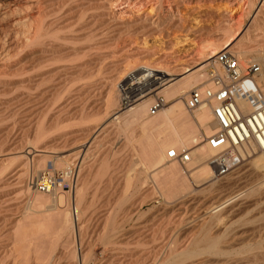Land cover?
Masks as SVG:
<instances>
[{"label":"bare ground","instance_id":"6f19581e","mask_svg":"<svg viewBox=\"0 0 264 264\" xmlns=\"http://www.w3.org/2000/svg\"><path fill=\"white\" fill-rule=\"evenodd\" d=\"M242 1L0 0L1 10L4 9L1 14L4 13L3 15H8V17L11 15V23L13 22L15 25L20 24L23 26L19 28L23 29L26 33L24 46L27 48H24L27 50L25 55L23 53V60L25 59L26 62L19 58L20 56H17L19 58L18 60L21 59L24 62V65L21 64V61V63H18L19 61L14 63V61L13 63L11 62L12 64H7V73L13 72L18 75L19 71L23 70L24 74H22L25 75L24 79L18 80L20 83L19 91L14 89L15 87L13 85L14 91H11L14 93L16 90L17 93L12 94L10 91L12 95L10 97L7 96L9 97L7 99L4 98L6 97L4 93L10 86H6L7 84L2 80V76L7 73H0L1 75L3 74L0 76V95L4 94L1 96L4 100H0V122L4 118L8 119V116H10L9 118H14L13 120L16 121L25 117V119H28V123H24L28 125V128L25 127L24 123H20L24 125L26 131H29L34 125L36 127V130L35 128L33 129L34 134L31 140L35 144H38L40 142L39 140L41 138L43 139V136L47 138L48 135H45L51 130L50 128L58 127L62 123L52 122L54 123H51L52 127H48L47 129H45L44 124L42 125L44 121L41 117L46 115H43V113H46V110L47 113L49 112V109L45 110L44 108L46 106L49 108L50 106L51 109V103L48 104L49 98L51 99L49 94L55 96L57 94L56 90L61 91L59 90L60 87L62 88L64 86L65 92L73 93L74 91L69 92L71 89L70 85H68L69 82L82 81L81 79L83 81L85 79L86 82V79L89 78L88 76L99 66L101 60L103 63L104 54L100 52V49L108 47L110 50V46L113 45V49L114 45L118 44L114 50L116 49V52H121V55L116 58L112 56L115 59H112L111 65L109 66L110 68L112 67V72L110 71L111 74L108 76V83L110 85L107 102L109 106L116 105L120 99L117 89V93H115L114 88H116V81L119 79L118 77L121 73L124 75L127 70L141 66L149 67L154 71L151 75L154 77L151 86L155 84L159 85L155 88L157 90L156 94L164 98L165 105L157 111H152L150 106L153 102L154 94L146 92L145 94L147 96L144 95L146 97L140 102L113 118L118 119L114 124V129L116 128L115 130H120L123 135H126L127 138H124V141L126 140L127 142L126 144L134 142L138 146V150L133 153L135 159L142 166L140 171H138V175L147 169L154 170L152 182L157 186L159 191L158 195H162L165 201H167L168 207H176L175 209L179 210L186 203H192L194 201L199 202L198 205H200L196 210V219L191 220L190 224L183 229L174 231V234L170 236L165 245L163 247L161 246L162 250L158 257V263L156 262L157 264H264V151L247 149L243 152L246 154L249 153V156H251L250 153L252 151L256 154L259 152L255 157L247 161L246 165L250 167L245 170L246 173H239V170L235 169L221 178L214 179V170L210 164V159L216 155V151L211 149L205 142H202V138L212 134L216 128L211 114L213 103L194 111H189L185 104V99L190 90L208 85L210 74L205 72V68L210 64L216 65L215 56L223 49L234 52L242 62L257 61L260 65L259 72L251 78H244L242 84L238 85L237 89L234 90L233 94L241 112L248 114L264 104V0H246L243 3ZM206 4H223V7L219 5L214 12H210L211 7L209 11H207L208 8L206 10L202 9ZM132 5L137 8L136 11L141 7L144 8L147 5H152L154 6V13L139 15V11L136 13L135 10H132ZM66 7H70V10L67 11ZM115 7H118L117 9L120 10H116ZM238 10L240 12L237 13L236 11ZM250 13H252L251 16ZM68 14L72 16V19L75 18L78 24L81 25L79 30L74 25L78 31L71 30L73 29V23H68L72 20L70 18L68 19V24L63 25L66 22L65 16L68 18ZM123 14H128V16L125 17ZM189 16L190 18L188 19ZM246 16H249V18L245 19ZM212 17H216L214 19L217 21L215 22L217 23L215 27H212L211 24L210 27L207 24ZM190 19L195 21L194 26L189 23L186 24ZM68 27L72 28L68 29ZM171 30H174L173 33L178 32V36L180 34H183L185 37L187 35H193L192 37L195 36L199 40V43L201 42L200 44L203 43L204 45L202 44L200 47L202 50L199 49L201 51H197L200 53L198 54L199 56L196 53V55L191 53L192 55L190 54L191 56L189 55L190 57L186 60L182 57L181 59L184 61H178V63L174 64V60L171 62L170 59L175 58L173 54L176 52L174 53L172 51L175 42H159L160 44H157L158 46H145L146 37L160 36L161 38V36H164L165 38ZM77 33H80V35H77ZM124 35H128L129 38L125 37L128 39L120 42ZM178 36L173 38L174 41L179 38ZM186 38L185 40H187ZM81 40H84V42L89 41L90 43L85 42L87 45L81 46L79 42ZM178 43L180 44L179 40L176 44ZM75 44H79V47H77L78 45L75 46ZM174 51L176 50L174 49ZM152 56H155L154 59L152 58V61H158V65H152L151 63L153 62L147 61ZM206 61L209 62L201 65ZM16 71L18 73H15ZM216 71L221 73L217 65ZM7 75L10 76L9 74ZM11 75L13 74L11 73ZM11 83L13 84L15 82L8 84L10 85ZM57 86L59 89H56ZM69 87L70 89L68 90ZM76 87L78 85L74 88L75 92L81 91L82 93L84 91L85 93H83L86 94V90L81 85L79 86L81 88L77 91ZM87 89L88 92H92L89 90L92 87H88ZM48 92L50 93L48 94ZM6 94L8 93L6 92ZM58 94L57 96H59ZM63 94L62 92L60 95ZM41 95H43V98L44 96L47 97L44 98L47 99L46 101L41 98L43 101L39 102L47 103L44 108L39 107L41 109L43 108V112L36 107L39 103L34 104L36 100H39ZM57 96H55V100L58 99ZM72 97L71 99H74V97L76 99L77 96ZM71 103L66 102L63 107H60L62 108V113H69L71 111L73 107H70L72 105ZM44 104H40L39 106H43ZM59 104L61 105V103ZM58 112L61 111L59 110ZM104 114L106 113L104 112ZM32 116L35 117V120L40 117L42 121L38 120V122L32 125V122H30L33 119ZM36 116L38 117L37 119ZM34 119L33 122L35 121ZM3 122L7 124L5 120ZM3 122L2 124H4ZM4 125L0 128V130H6L0 137V145L2 147L0 148L2 150L3 147L8 148L14 146V148H9L10 150L14 149V151H11L13 153L9 150L11 156L6 157L11 159H9L11 164V161L15 159L16 161H21L22 165H20L22 167L16 171L11 170L10 172H6L4 163L8 162H5L8 158L4 159L1 156L0 174L2 173L3 175L1 174L2 178L0 179V193L5 194L4 191L12 190L10 188L20 190L21 200H25L24 202H26V209L25 207H23L24 209L22 208L23 211L26 210L23 217L15 221L13 225L11 224L12 226H10L8 232L6 230L4 231L3 225L0 226V237L10 241L12 246L10 253L15 254L14 259L16 258L21 263L23 262V264H28L30 261H35V264L38 262L51 264L52 259L50 257L53 255L59 244V240L62 238V242H64L63 246L65 245L68 248L66 254L68 255V259H70L69 264H78L73 258L77 253L83 257H87L91 251L90 246L92 245V241L89 240L86 247L82 249L80 246L76 247L75 240L77 238L82 239L85 230L87 231L89 228L92 230L91 232H95L100 227L101 222H104L103 227H107V232L96 235L104 244L118 248V245L130 239L129 237L131 235L127 236V232L120 233L122 227L129 222L137 207L147 201L146 198L150 197L153 193L152 190L150 193V189L148 192H146L148 189H145L146 194L142 192L143 196H140L138 204L135 202L137 201L136 199L133 200L134 194L132 195L130 193L120 196L116 200L117 205H115L117 207L124 206L123 208L121 207L123 209L122 215L118 214L119 210L116 209L103 220L101 219L102 216L99 217L98 212H96L98 210L97 207L101 204L97 206L95 203L96 199H93L94 201L87 199L89 184L87 183V172L89 170L86 167L88 164L86 165L84 160L86 158V146L81 137L79 138L80 140L76 138V141L74 140V142L83 140L78 145L79 149L75 152L69 153V147L72 143L70 142L69 144L68 142L69 135L67 138L64 135L65 137L64 139L62 138V144L58 152H56V146L49 147L42 145L44 148L41 149V154H38L35 150L29 151L32 147H20L23 143L21 141L26 140L24 139L26 136L21 139L22 136L16 137L14 136L15 133L12 135L11 132L13 131L8 129L10 127L6 125L4 127ZM20 126L23 127L22 125ZM47 126H50V124H47ZM11 129L14 130L12 127ZM60 131L62 132L61 128ZM69 137H73V134L72 136L70 134ZM18 144L20 146H17ZM171 148L177 151L191 148L190 160L181 163L168 158L167 151ZM50 149L55 150L52 151ZM33 152L38 154L37 157L33 156ZM56 153H62L61 157ZM30 154L31 157L33 156L36 159H30ZM55 154L61 160L60 163H55H58L60 166L63 165L64 168L68 167L66 171L62 170L61 172L59 177L62 179L61 183L53 182V176H51L52 171L46 166L47 162H51L50 164L53 165L55 164V160H53L55 158H52L55 157ZM72 156L73 158L75 157V160L72 164L70 162L68 165V157ZM105 164L102 163L100 165L101 168L96 170L95 176L97 180V177L105 173L107 168L103 167ZM63 167L61 168L64 169ZM30 173H34V176L31 175L35 177V180L31 179L30 181ZM243 178H247L248 180L245 183L243 181L244 184H241V179ZM221 179H224V182H220ZM51 180L53 183L52 186L50 185ZM125 181L123 183L124 191L131 189L132 193L133 191L136 193L142 190L143 187L141 185L146 182V178L128 179ZM63 182L67 183L66 188L63 187ZM107 182L109 181L107 180ZM95 188L96 191L99 189L97 184ZM225 190H228V192L225 193ZM45 191L50 192V194L53 192L54 197H52V194L50 196L44 193ZM158 195L154 197L158 198ZM91 196L94 198L93 195ZM152 199L154 198L152 197ZM57 205H59L58 208ZM104 211L99 210L100 213ZM5 214L4 218L1 216L3 222L7 219V213ZM117 215L121 216L118 218ZM136 239L138 240V237ZM134 249L130 254L128 253V258L123 255L124 257L116 259L117 262L113 264H147L148 259L153 255V253L145 250L134 252ZM85 250L86 252H83ZM6 252L4 248H0V264H11L7 263V260L6 262L2 260ZM125 257L128 263H125ZM107 264H110V262Z\"/></svg>","mask_w":264,"mask_h":264},{"label":"rangeland","instance_id":"374dc122","mask_svg":"<svg viewBox=\"0 0 264 264\" xmlns=\"http://www.w3.org/2000/svg\"><path fill=\"white\" fill-rule=\"evenodd\" d=\"M240 1H242V0H240ZM246 0H243L242 1V3L243 2H245ZM122 5V4H121ZM210 4H206L202 9L204 10H206L207 8V11H209V8L211 7V11L210 12H214V10H216L217 9V7L219 6V5H222L221 7H223V4H211L210 6H209ZM213 6V7H212ZM71 7V6H70ZM70 7H66L67 8V11L68 10H70ZM152 8V9H150V8ZM153 7L154 6H152V5H147V6H145L144 8L143 7H141L139 10H137V11H139L138 12V14L140 15V14H147V13H151V14H153L154 13V9H153ZM66 8H65V11H66ZM72 8H74V7H72ZM118 7H115V9L116 10H120V9H117ZM132 10L134 11L135 10V12L137 13V11H136V9L137 8H135L133 5H132ZM2 9V7H0V14H1V12L4 10H1ZM124 9H127V8H124ZM124 9H121V10H124ZM146 12V13H145ZM237 13L238 12H240L239 10L238 11H236ZM72 13V12H71ZM70 13V14H71ZM236 13V14H237ZM4 14V13H3ZM3 14H1V16H0V73H7V64L9 65V64H12L14 61V63H17V61H19L18 63H21V64H23L24 65V62L23 61H25L26 62V60L24 59L23 60V58H24V56H23V53H24V55H25V53H26V47L24 46V40H25V35H26V33L23 31V29H21L23 26L22 25H20V24H18V25H15V24H13V22L11 23L10 21L12 20L10 17H11V15L8 17V15H6V16H4ZM70 14H68V18H67V16H65V18H66V22H65V24H63V25H66V24H71V23H73L72 24V26H73V29H71L70 27H68V29L70 28L72 31L74 30V31H78L79 30V28H80V24H78V22L76 21V19L75 18H73L74 20H75V22L77 23H75L74 22V20L72 19V16L70 15ZM252 15V13H250V16ZM4 16V17H3ZM70 16V17H69ZM123 16H125V17H127L128 16V14L126 15H124L123 14ZM15 17V16H14ZM217 17V16H216ZM216 17H212V18H210V20L207 22V24L210 26V24H211V26L212 27H215L216 26V24L217 23H215V22H217V21H215L214 19H216ZM13 18V17H12ZM70 18V20L72 21H70V22H68V19ZM190 18V16L188 17V19ZM192 18V17H191ZM249 18V16H246L245 17V19H248ZM193 19H190V21L188 20L187 22H186V24H190V25H195V21L193 20ZM8 22V23H7ZM10 22V23H9ZM68 22V23H67ZM75 23V24H74ZM192 23V24H191ZM11 24V25H10ZM74 25H76L77 26V28H78V30H76V26L74 27ZM193 25V26H194ZM71 26V25H70ZM79 26V27H78ZM210 26V27H211ZM19 27H21V28H19ZM21 32H20V31ZM172 31V30H171ZM171 31L165 36V38H164V36H161V38H160V36L158 37V36H149L148 38L146 37V39H145V46L146 47H153V46H158L160 43H168V42H175V45L173 46V48L176 50V51H174V49H172V51L175 53H177L178 54V57H177V54L175 53V54H173V56H175V58H177L176 60H175V58L174 59H170L171 60V62H173V60H174V64H176V63H178V61H184V60H186L188 57H190L192 54L194 55L195 53L197 54V56H199L198 54H200V53H198L199 51H201L202 50V48H200L201 47V45L203 44H200L199 43V40L196 38V40H195V38L194 37H192L193 35H187L186 37L183 35V34H180L179 36H178V32H176V33H173L174 32V30L172 31V33H171ZM62 34V33H61ZM77 35H80V33L78 34L77 33ZM24 36V37H23ZM168 36V37H167ZM176 36H178L179 38H177V40L176 41H174V37H176ZM190 36H191V38H190ZM22 37V38H21ZM125 37H128V35L126 36V35H124V37H122L123 39H121L120 40V42H123V41H125L126 39H128V38H125ZM184 37V38H183ZM185 38L187 39V40H185ZM181 39V40H180ZM184 39V40H183ZM123 40V41H122ZM148 40V41H147ZM173 40V41H172ZM180 41V44L178 43V44H176L177 43V41ZM82 41H83V43H82ZM154 41V42H153ZM80 43H81V46H84V45H87V44H85V42L87 43L88 42V44L90 43L89 41H85L84 42V40H81V41H79ZM79 42H77V43H79ZM119 42V43H120ZM153 42V43H152ZM160 42V43H159ZM21 43V44H20ZM79 43V44H80ZM156 43V44H155ZM192 43V44H191ZM79 44H75V46H77V47H79ZM83 44V45H82ZM158 44V45H157ZM118 45V44H117ZM117 45H114V48H117ZM204 45V44H203ZM143 46V45H142ZM144 46V47H145ZM199 46V47H198ZM112 47H113V45L112 46H110V48L112 49ZM24 48H26V49H24ZM114 48L112 49V51H115V52H112V51H110L109 50V48L108 47H105V48H102V49H100V52H102V54H104L103 56H104V58H103V63H102V60L100 61V63H99V66H97L96 67V69H94V71L92 72V73H94V74H92L91 73V75H89L88 77L89 78H87L86 79V82H85V79H84V81H83V79H81L82 81H78L77 80V82L76 81H74V82H69L68 83V85H70V87H71V89H74L75 88V86H77L78 85V87L81 85V87L83 86V85H85V86H87V84L88 83H90V84H88V86L85 88V86L84 87H82V88H84V90H86V94H88V95H86V94H84L83 92L81 93V91L79 92V91H77V90H79L81 87H76V91L77 92H75V89L74 90H71L70 89V87L68 88V90H69V92L70 91H74L73 93H67V92H65V86L64 87H60V89H59V87L57 86V88L56 89H59V90H61V91H58V90H56L57 91V94H58V92H59V96H57V94L55 95V96H57L58 97V99L57 100H55V96H53V95H51V94H49L50 92H48V94H49V96L51 97V99L49 98V96L45 93V95L49 98V102H48V104L49 103H51V109H50V106H49V108L46 106L47 105V103L46 102H43V103H45L43 106L41 105V106H39L40 104H43V103H39V102H41V101H43L41 98H43V95H41L40 97H39V100H36V101H38V102H34V104H36V103H39V104H37V108L38 109H41V108H39V107H45L46 106V108H44L45 110L46 109H49L48 111V113H47V110H46V113H43V115L44 114H46V115H44V117L42 116L41 118H43V123H42V125L44 124V126L46 127L45 129H47L48 127L50 128V127H52L51 125L52 124H54L55 122L56 123H60V122H64V124L67 126H65L64 124H62V123H60V125L58 126V127H55V128H50L51 130H52V132L50 133V131H48L47 133H46V135L45 136H47V138L45 137L44 138V136H43V139L41 138L39 141V143L38 142H36V143H38V144H35V143H33V142H31V140L33 139V129L35 128V130H36V127H35V125L34 126H32L31 128H30V130L28 131V133H26L27 131H26V128H28V125L26 124L25 125V123H28V119H25V117H23V118H20L19 120H13L14 118H9L10 116H8V119L7 118H4V120H5V122H7V124L6 123H4L3 121V123L7 126V127H10V128H8V129H10V131H13V132H11V134L13 135V133H15L14 134V136H18V137H21L22 136V138L21 139H23V137L24 136H26V137H24V139H26V140H23V141H21V143H22V146H20L21 145V143H20V145L18 144L17 146H20V147H23L24 146V148H29V147H32L31 149H29V151L31 152V151H36L38 154H41V149H43L44 147H42V145L43 146H49V147H55V149H57V151L56 152H58L60 149V147H61V144H62V140L64 139V137L65 138H67V136L69 135L70 136V134H71V136H72V134H73V137H69L68 136V138H69V140H68V142H69V144H70V142L72 143V145L69 147V149H70V151H69V153H71V152H75V151H77L79 148V144H80V142L82 143V141L84 140V143H85V146H86V149H85V151L88 153H86L85 152V164L87 165L88 164V166H86L87 167V169L89 170V172H87L88 173V175H87V183H89L88 184V189H87V199L88 200H92V201H94L95 199V203H96V205L98 206L99 204H101V205H99L97 208H98V210L96 211V212H98V215H99V217H101V219H105V218H107V216H109V214L111 215L112 213H113V211H115L116 209H118L117 211L119 212L118 214H121L122 215V211H123V205L121 206V207H117L116 205V200H117V198H119L120 196H122V195H128V194H134V197H133V200H137V201H135L136 202V204H138L139 203V201H140V196L142 195L143 196V194H146V192H148L149 191V189H150V193H151V190H152V192L154 193V195H153V193L150 195V197H147L146 198V202H143V204H141V205H139L138 207H137V209H136V211L134 212V214H133V216L130 218V220H129V222H127L126 224H124V226L122 227V230H121V232L120 233H126L127 232V236H129V235H131V237H129L130 239H127L128 241V243L126 242V240L124 241V243L122 242V244L121 243H119V244H121V245H118V248H113L111 245H108V244H104V242L101 240V239H99V238H97V235H99V234H101V233H105V232H107V227L106 228H104L103 227V224H104V222H101L100 223V227H98V229L96 230L97 231V233H96V231L95 232H91L92 230H90V228H89V230H85V234H84V236L82 237V239H76L75 240V245H76V247L77 246H80V247H82V249H84V247H86V245H87V242L90 240V241H92V245L90 246L91 247V251H90V254H88V256L87 257H83L82 255H79L78 253L76 254V256L73 258L74 259V261L76 262V263H78V264H107V263H109L110 262V264H113V263H115V262H117L116 261V259H120V258H122V257H124V256H127V258H128V256H129V254L133 251V248H135L134 249V252H136V251H138V250H145V251H147V252H151V253H153V255L151 256V258H149L148 259V261H147V264H155L156 262L158 263V257H159V254H160V252H161V250H162V248H161V246L163 247L164 245H165V243H166V241H168V239L170 238V236L171 235H173L174 234V231H176L177 229H183L184 227H186L187 225H189L190 224V222H191V220H193V219H196L195 218V216H196V214H197V212H196V210L200 207V205H198L199 204V202L197 203V202H188V203H186L185 205H183L184 207L183 208H181V209H179V210H176L174 207H168L167 206V201H165V198L161 195V196H159L158 194H159V191H158V189H157V186H156V184L154 183V182H152V178H153V175H154V170L153 169H147V170H145V171H143V173H141V174H139L138 175V171H140V168L142 167L141 166V164L135 159V155L133 156V153H134V151L136 152L137 150H138V146L133 142V143H131V144H126L127 142H126V140L124 141V138L126 139L127 137H126V135L124 134H122V132L120 131V130H115L114 129V124H115V122L116 121H118V119H113V118H115L118 114H120L121 112H120V110H119V107H118V104H119V100H118V102H117V104L116 105H114V106H109V104H108V89H109V83H108V76L111 74V72H112V67L110 68L109 66L111 65V61H112V59H115L116 57H118V56H120L121 55V52H116V49L114 50ZM156 48V47H155ZM106 49V50H105ZM192 49V50H191ZM199 49H201V50H199ZM105 50V51H104ZM178 50V51H177ZM187 50V51H186ZM195 50V51H194ZM199 50V51H198ZM16 51V52H15ZM23 51V52H22ZM192 51V52H191ZM198 51V52H197ZM105 52V53H104ZM183 52V53H182ZM194 52V53H193ZM118 53V54H117ZM187 53V54H186ZM192 53V54H191ZM110 54H112V55H110ZM185 54V55H184ZM191 54V55H190ZM195 54V55H196ZM106 55V56H105ZM184 55V56H183ZM190 55V56H189ZM10 56H11V59H10ZM21 58L20 60H18L19 58ZM23 56V57H22ZM110 56V57H109ZM112 56H114V57H112ZM187 56V57H186ZM7 57V58H6ZM108 57V58H107ZM112 57V58H111ZM154 57L155 56H152L151 58H150V60H147V61H149V62H153L152 60L154 59ZM180 57V58H179ZM183 57V59H181ZM9 58V60H7ZM153 58V59H152ZM5 59V60H4ZM13 59H15V60H13ZM105 59H107V60H105ZM212 59H214V58H212ZM21 61V62H20ZM210 61V60H209ZM209 61H206V62H204V63H202L201 65H204L205 63H207V62H209ZM12 62V63H11ZM256 63H257V61H255ZM172 63V64H173ZM6 64V65H5ZM21 64H18L19 66H22ZM152 65L154 64V65H158L159 63H158V61L157 62H153V63H151ZM172 64H170V65H172ZM173 64V65H174ZM200 65V66H201ZM211 65L212 64H210V65H207V67L205 68V72L206 73H209V68L211 67ZM199 67V66H198ZM6 68V69H5ZM137 68V67H136ZM134 69V68H133ZM5 72H4V71ZM22 71V72H21ZM21 71H19V74L17 75V74H14L13 72H11L13 75H11V73H7V74H9L10 76H12V77H10V76H8L7 74H5V75H1L0 74V76H2V80L7 84L6 86H10L9 88H7V90H6V92L8 93V94H6V92L4 93V94H1L0 95V98H2L1 96L2 95H4V96H6V97H4L5 99H7V98H9L12 94H15V92L17 93V91H19V85H20V83L18 82V80H21V79H24L25 77V75H23L24 73H23V70H21ZM25 71V70H24ZM111 71V72H110ZM21 72V73H20ZM15 73H18V71H16ZM23 73V74H22ZM153 73H154V71H153ZM20 74H22V75H20ZM22 76V77H21ZM123 76V74L121 73L120 75H119V79L121 78V77ZM10 77V78H9ZM20 77V78H19ZM16 78H19V79H16ZM0 79H1V77H0ZM12 79V80H11ZM119 79H117V81H116V83L118 82V80ZM14 80V81H13ZM10 83V82H15V83H11L10 85L7 83ZM24 83H26V82H24ZM79 83V84H78ZM85 83V84H84ZM72 84H74V85H72ZM75 84H77V85H75ZM13 85H14V87H13ZM68 85H67V87H68ZM89 85H91V86H89ZM158 84H155V88L156 87H158L157 86ZM66 87V88H67ZM73 87V88H72ZM91 88L92 87V89H89V90H91L92 92L90 93V92H88V89L87 88ZM115 87V86H114ZM17 89V91L15 90V92L14 93H12V91H14V89ZM8 90H9V92H8ZM12 90V91H11ZM64 90V91H63ZM67 90V89H66ZM67 90V91H68ZM10 91H11V93L12 94H10ZM62 92L64 93L63 95H60V94H62ZM88 92V93H87ZM114 92L115 93H117V91H116V88H114ZM52 93V92H51ZM75 93V94H74ZM77 93V94H76ZM81 93V94H80ZM90 93V94H89ZM10 94V95H9ZM53 94V93H52ZM69 94H71L72 96H77L76 97V99H75V97H74V99H71V97L69 98L68 97V95ZM78 94H79V96H78ZM82 94H84L83 96H82ZM67 95V96H66ZM81 95V96H80ZM7 96H9V97H7ZM46 96H44V98H47ZM52 96H53V98H52ZM62 96V97H61ZM86 97V98H85ZM88 97V98H87ZM4 98H2V99H0V100H4ZM43 98V99H44ZM60 98H62V99H60ZM68 98V99H67ZM73 98V97H72ZM41 99V100H40ZM70 99V100H69ZM79 99V100H78ZM84 99H86L85 101H84ZM47 99H44V101H46ZM12 101H14V100H12ZM52 101V102H51ZM73 101V102H72ZM75 101V102H74ZM81 101V102H80ZM84 101V102H83ZM66 102H69V103H71L72 105L70 106V107H72V109L74 110H72L71 109V111L69 112V113H62V108H60V107H63L64 106V104ZM77 102V103H76ZM59 103H61V105L59 104ZM74 103H75V105H74ZM53 104V105H52ZM81 106H80V105ZM82 105H83V107H82ZM59 106V107H58ZM109 106V107H108ZM108 107V108H107ZM42 108V109H43ZM58 108V109H57ZM75 108V109H74ZM84 108V109H83ZM102 108V109H101ZM41 109V110H42ZM80 109V110H79ZM87 109V110H86ZM107 109V110H106ZM45 110H44V112H45ZM61 111V112H58V111ZM98 110V111H97ZM57 111V112H56ZM78 113H77V112ZM87 111V112H86ZM42 112H43V110H42ZM52 112V113H51ZM74 112V113H73ZM80 112H81V114H80ZM101 112V113H100ZM104 112L106 113V114H104ZM57 113H59V114H57ZM61 113V114H60ZM54 114V115H53ZM64 114V115H63ZM100 114V115H99ZM40 115V114H39ZM41 115H42V113H41ZM56 115V116H55ZM60 115V116H59ZM85 115V116H84ZM49 116H51V117H49ZM54 116V117H53ZM67 116V117H66ZM82 116V117H81ZM12 117V116H11ZM17 117V116H16ZM49 117V118H48ZM57 117V118H56ZM73 117V118H72ZM99 117V118H98ZM32 118L34 119L35 117H33L32 116ZM38 117L36 116V119H37ZM85 118V119H84ZM101 118V119H100ZM22 119V120H21ZM33 119L32 120H30V122H32L31 124L33 125V124H35L36 122H38V120H41L40 119V117H39V119H37V120H35L34 122H33ZM58 119V120H57ZM80 119H82V120H80ZM99 119V120H98ZM15 121V122H14ZM42 121V120H41ZM45 121H47V122H45ZM76 121V122H75ZM2 122H0V128L4 125V124H2ZM19 123L20 125H22L23 127H21L19 124H17V123ZM24 123V125H25V127L26 128H24V125L23 124H21V123ZM52 122H54V123H52ZM108 122V123H107ZM109 122H111L110 124H109ZM52 123V124H51ZM47 124L49 125L50 124V126H47ZM108 126H107V125ZM5 125H4V127H5ZM20 126V127H18V126ZM105 125H106V127H105ZM30 126V125H29ZM62 126H64V127H62ZM113 126V127H112ZM11 127L14 129V130H12L11 129ZM105 127V128H104ZM109 127V128H108ZM60 128L62 129V132L60 131ZM67 128V129H66ZM103 128V129H102ZM112 128V129H111ZM56 129V130H55ZM59 129V130H58ZM66 129V130H65ZM84 129V130H83ZM23 130V131H22ZM49 130V129H48ZM54 130V131H53ZM4 131H6V130H4ZM4 131L3 130H0V137H1V135L4 133ZM15 131V132H14ZM115 131V132H114ZM17 132V133H16ZM30 132V133H29ZM54 132V133H53ZM64 132V133H63ZM86 134H84V133ZM88 132V133H87ZM50 133V134H49ZM53 133V134H52ZM77 133V134H76ZM84 134V135H82V134ZM117 133H119V134H117ZM121 133V134H120ZM28 136H27V135ZM32 134V135H31ZM55 134V135H54ZM80 134V135H79ZM49 135H51V136H49ZM57 135V136H56ZM63 135V136H62ZM65 135V136H64ZM125 136V137H124ZM28 137V138H27ZM82 138L83 140L82 141H78V140H80L79 138ZM84 137V138H83ZM63 138V139H62ZM78 139L77 141L78 142H74V140L76 141V139ZM59 139H60V141H59ZM72 139V140H71ZM30 140V141H29ZM25 141V142H24ZM44 141V142H43ZM52 141V142H51ZM57 141H59V142H57ZM124 141V142H123ZM31 142V143H30ZM67 142V143H68ZM43 143V144H42ZM47 143V144H46ZM51 143H52V145H51ZM126 144V146H125V144ZM24 144V145H23ZM57 144H59V145H57ZM128 145H130V146H128ZM134 147H133V146ZM57 146H59V147H57ZM69 146V145H68ZM137 148H136V147ZM0 147H1V145H0ZM14 148V146H10V147H3V149L1 150V148H0V158H1V156H2V158L4 157V159L5 158H8V157H6V156H11V153H13V152H11V151H14V149H12V150H10L11 148ZM72 147V148H71ZM123 147V148H122ZM10 148V149H9ZM88 148V149H87ZM132 148V149H131ZM8 151H7V150ZM54 149V150H55ZM134 149H136V150H134ZM9 150H10V152H9ZM50 150H52V149H50ZM54 150H52V151H54ZM127 150V151H126ZM133 152H132V151ZM40 151V152H39ZM3 152V153H2ZM36 152H33L34 153V155L33 156H35V157H37V153ZM132 154H131V153ZM10 153V154H9ZM66 153H68V152H66ZM65 153V154H66ZM259 152H257V154H258ZM31 154H30V159H33V160H35L36 158L35 157H31ZM57 155L59 154L60 155V157H61V155H62V153H56ZM55 154V157H52V158H55V159H53V160H55L54 161V163L55 162H58V163H60V157H58L57 155ZM64 154V153H63ZM73 154V153H72ZM255 152H253V154L251 153V156H249V157H247L246 158V160L244 161V163L242 164V165H240V166H237V167H235V168H233L231 171H233V170H235V169H237V170H239V173H241V172H245L246 173V169L247 168H249L250 166L249 165H246L247 164V161L249 160V159H252L253 157H255L256 155H257ZM9 156V157H10ZM134 157V158H133ZM10 158H8L7 160H5V162L6 161H8V162H6V163H4L5 164V171L6 172H10L11 170H13V171H16L17 169H19L20 167H22L21 165H22V163H21V161H16V159L15 160H13L14 162H16L15 164H14V162L13 161H11L12 162V164L14 165V167H13V165L10 163V160H9ZM59 159V160H58ZM75 160V157L73 158V156L72 157H68V165H69V163L70 164H72V162ZM19 162V163H18ZM93 164H92V163ZM51 162H47V168L49 169L50 168V170L52 171L51 172V176H53L52 178V180H53V182L54 181H56V182H58V183H61L62 182V179L61 178H59L60 177V175H61V172H62V170H65L66 171V169H68V167L67 168H64L63 167V165H59L58 163H55L54 165L53 164H50ZM102 163H106L105 164V166H103V167H107L106 168V170H105V173H103L102 174V176H99V177H97L98 178V180L96 179V176H95V172H96V170L98 169V168H101V166L100 165H102ZM7 164H8V166H7ZM21 164V165H20ZM23 164H24V162H23ZM12 165V166H11ZM16 165V166H15ZM18 165H20V166H18ZM52 165V166H51ZM90 165V166H89ZM8 167V169H7V167ZM44 166V165H43ZM61 167H63L64 169H62ZM90 168V169H89ZM54 169V170H53ZM139 169V170H138ZM9 170V171H8ZM149 170V171H148ZM151 170V171H150ZM214 170V169H213ZM230 171V172H231ZM5 172V173H6ZM92 172V173H91ZM153 173V174H152ZM2 174V173H1ZM1 174H0V179L2 178V176H1ZM34 176V173H30L29 174V178H30V181H31V179H33V180H35V177H33L32 175ZM3 175V174H2ZM31 176V177H30ZM88 176H89V178H88ZM93 177V178H92ZM221 177H223V176H218L217 174H216V172L214 171V179H218V178H221ZM101 180H100V179ZM136 178H143V179H145L146 178V182H144V184L142 183V190H140V191H138V192H134L133 191V193H132V190L131 189H129L128 191H124V189H123V186H124V184L123 183H125L126 181L125 180H134V179H136ZM104 179V180H103ZM250 179V178H249ZM52 180H51V183H50V185L52 186L53 185V183H52ZM107 180L109 181V182H107ZM246 180H248L247 178H243V179H241V184H244L245 183V181ZM97 181V182H96ZM100 181V182H99ZM149 181V182H148ZM243 181H244V183H243ZM220 182H224V179H221L220 180ZM99 183V184H98ZM113 183V184H112ZM116 183V185H114ZM91 184V185H90ZM96 184L98 185V187H99V189L96 191L95 189V187H96ZM104 184V185H103ZM63 187H67V183H65V182H63ZM147 185V186H146ZM223 185H224V183H223ZM41 187V186H40ZM105 189H104V188ZM150 187V188H149ZM247 187V186H246ZM10 189H12V190H7V191H4V193L5 194H3V193H0V226H2V227H4V231L6 230L7 232L9 231L8 229H10V226H12L13 225V223L15 222V221H17V220H20L22 217H23V214L25 213V211L26 210H22V208L23 207H25V209H26V202H24L25 200H21V197H20V195H21V193H20V190L18 191V190H14V188H10ZM145 189H148V190H146V192H145ZM245 189V188H244ZM103 190V191H102ZM130 190H131V192H130ZM101 191V192H100ZM120 191V192H119ZM16 192H18V193H16ZM90 192V193H89ZM99 192H100V194H99ZM142 192H143V194H142ZM145 192V193H144ZM228 192V190H225V193H227ZM44 193H47L48 195H50L51 196V194H52V197H54V193L52 192L51 194H50V192H47V191H45ZM156 193V194H155ZM18 194V195H17ZM111 194V195H110ZM91 195H93V197L94 198H92V196ZM117 197H116V196ZM157 195H158V198H155V197H157ZM8 196V197H7ZM96 196V197H95ZM141 196V197H142ZM155 196V197H154ZM10 197V198H9ZM91 197V198H90ZM110 197V198H109ZM152 197L154 198V199H152ZM98 198H100V199H98ZM164 198V199H163ZM18 199H20V200H18ZM94 199V200H93ZM115 199V200H114ZM150 199V200H149ZM2 200V201H1ZM159 200V201H158ZM5 201H6V203H5ZM19 201V202H18ZM98 201V202H97ZM155 201V202H154ZM165 201V202H164ZM115 202V203H114ZM5 203V204H4ZM166 203V204H165ZM116 204V205H115ZM3 205V206H2ZM102 205H103V207H102ZM105 205V206H104ZM59 207V205H57V208ZM11 208V209H10ZM120 208H121V210H120ZM24 209V208H23ZM99 210L100 211H104V212H99ZM8 211V212H7ZM5 213H7V219H8V217H9V219L7 220L6 219V221L5 222H3L2 221V219L4 218V216L6 215ZM73 213H74V210H73ZM105 213V214H104ZM5 214V215H4ZM107 214V215H106ZM120 215V216H121ZM1 216H3V218H1ZM118 216V215H117ZM120 216H118V218L120 217ZM2 222H3V224H2ZM12 224V225H11ZM100 228V229H99ZM158 229V230H157ZM6 233V232H5ZM143 233V234H142ZM97 234V235H96ZM151 234H152V236H151ZM90 236V237H89ZM149 236V237H148ZM138 237V240L136 239ZM155 239H154V238ZM3 237H0V248L1 249H5V251H7L4 255H3V258H2V260H4L5 262H6V260H7V263H11V264H23V262L21 263L19 260H17L16 258L14 259L13 257L15 256V254L14 253H10V249L12 248V246H11V244H10V241L9 240H7L6 238H5V240H4V238L2 239ZM91 238V239H90ZM136 239V241H135V239ZM4 240V241H3ZM141 240V241H140ZM151 240H152V242H151ZM63 240H62V238L59 240V244L57 245V247H56V249H55V251H54V253H53V255L50 257L52 260H51V264H69L70 263V259H68V255L66 254V252H67V247L64 245L63 246V244H64V242H62ZM132 241H133V243H132ZM170 241V240H169ZM139 242V243H138ZM147 242V243H146ZM127 243V244H126ZM131 243V244H130ZM141 243H143V244H141ZM142 245V246H141ZM146 245V246H145ZM153 245V246H152ZM157 245V246H156ZM109 246H111V247H109ZM152 246V247H151ZM3 247V248H2ZM6 247V248H5ZM10 247V248H9ZM9 248V249H8ZM142 248V249H141ZM7 249V250H6ZM128 249H130V250H128ZM147 249V250H146ZM113 250H115V251H113ZM127 250V251H126ZM153 252H152V251ZM12 251V250H11ZM83 252H86V250L85 251H83ZM129 253V254H128ZM118 254H119V256H118ZM122 254V255H121ZM124 255V256H123ZM126 258V257H125ZM124 258V259H125ZM127 258H126V261H125V263L127 262L128 263V260H127ZM124 259H121V260H124ZM131 259V258H130ZM113 262H112V261ZM8 261H10V262H8ZM12 261H14V262H12ZM17 261V262H16ZM53 261V262H52ZM34 262V263H33ZM56 262V263H55ZM35 264L36 262L35 261H30V263H28V264ZM42 264V263H44V262H38L37 264ZM156 263V264H157Z\"/></svg>","mask_w":264,"mask_h":264},{"label":"built area","instance_id":"2783aa9c","mask_svg":"<svg viewBox=\"0 0 264 264\" xmlns=\"http://www.w3.org/2000/svg\"><path fill=\"white\" fill-rule=\"evenodd\" d=\"M215 63L221 73L212 64L209 68L208 85L190 90L185 104L189 111H194L213 103L211 114L216 128L212 134L202 138V142L216 151L210 164L220 177L244 163L249 157V153H243L247 149L264 151V104L248 114H243L233 94L244 78H251L260 71L258 63L242 62L234 52L227 49L217 53ZM152 74L151 68L141 66L127 70L118 80L116 89L120 97V112L140 102L147 96L146 92L154 94L150 106L152 111L165 105L164 98L156 94L155 85L151 86L154 79ZM190 149L177 151L171 148L167 151V156L184 163L190 160Z\"/></svg>","mask_w":264,"mask_h":264}]
</instances>
